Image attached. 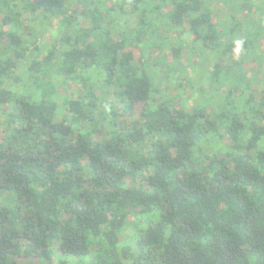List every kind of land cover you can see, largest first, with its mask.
I'll return each mask as SVG.
<instances>
[{
	"label": "trees",
	"instance_id": "trees-1",
	"mask_svg": "<svg viewBox=\"0 0 264 264\" xmlns=\"http://www.w3.org/2000/svg\"><path fill=\"white\" fill-rule=\"evenodd\" d=\"M177 29L201 93L225 89L191 111ZM262 45L264 0H0V264H264V78L241 70Z\"/></svg>",
	"mask_w": 264,
	"mask_h": 264
},
{
	"label": "rangeland",
	"instance_id": "rangeland-1",
	"mask_svg": "<svg viewBox=\"0 0 264 264\" xmlns=\"http://www.w3.org/2000/svg\"><path fill=\"white\" fill-rule=\"evenodd\" d=\"M253 5L254 4L246 5L243 9L245 11V13L249 14L250 17H248V20H251V21L254 20L253 16H255L258 13V12H256L255 6H253ZM219 8H221V5H218L216 3V10H217L218 14H220ZM234 12L237 13L236 10ZM136 16L137 15H135V14H130L129 11H126V13H124V14H122V11H119L116 14V17H114V19L111 22L112 26L115 25L117 27H120V25L117 24L118 20L119 19L123 20L124 18H127L128 24L126 26H128L129 28L133 27L134 24L131 23L132 22L131 18H134ZM239 17H241V15H239ZM51 28L54 29L55 34H59L58 32L60 30L58 29V31H57L55 29V28H59L55 19H48V20H46V22H43V21L40 22L39 21L36 23L35 29L37 30V33L39 34L41 41L48 42L50 40V34L48 32H51V30H52ZM163 36H165L166 39L163 41V44L161 45L162 48L167 49L171 45H176L179 43L183 44V48H182L183 51L182 52L187 54V58L189 57L192 61H194V65H193L194 67H192V68L188 67V64L186 63V65H187V71L186 72L188 73V75L185 78L177 77L175 79L177 82L182 83V91L180 89L173 91L174 97L172 100L171 107H186L188 111H191V108L193 106H195L197 104H201V101L203 100L205 94H211L214 97L213 100L218 99L219 97L225 96V94H223V91H225V89H220L218 91L216 90L213 92L203 90L205 94L201 93V81L208 80L209 76L206 75V72H204L205 62H202V65H201V54H200L199 44L194 43V42L191 43L189 40L190 36L186 31L177 29V30H175V32L169 31V32L165 33V35H163ZM261 48L263 49L264 46L263 45L260 46V50H261ZM135 50L136 51H135L134 58H135L136 63H138L137 56L141 55V54L137 51V48ZM158 52H159V49L151 48V49H147L142 55H144V58H151V57L154 58V57L158 56ZM161 52H164V51H161ZM257 54H260V52ZM261 59H262V57H261ZM260 60L256 61V59H255L253 61H247V62H245V64H247L246 67L244 66L241 69V70L245 71V75H244L245 80H247V78H250V81H251V75L256 74L257 79L255 81L251 82V89H252V91H254L253 94L255 96H258V93L262 88L261 79L264 78V61H262L261 63L258 64V62ZM157 64H158L159 68H161L162 67L161 64H163V62L161 60H158ZM210 65L212 67L211 63H210ZM161 70H159L156 73L154 68L152 69V71L154 72L153 73L154 78L156 77L157 79H159L160 75L162 74ZM246 70H247V72H246ZM209 81L212 82V80H209ZM156 85L160 88H163V86H165L163 84V82H161V81L158 82ZM209 86L210 85H205V87L207 89L209 88ZM208 113L210 115H212L214 113L212 111V108L209 109ZM120 118L126 124H129L132 120H134L135 116H133V115L121 116ZM102 132L103 131H101V133ZM199 145H200V149H202V151L208 152V151H212V150H218V146L221 147L222 143H221V141L217 140L215 137H210V138H207L205 141H201L199 143ZM220 155H222V154H220ZM4 201H6V200H4ZM129 215H130V218H129L130 222H127L125 225V232H124L125 234L123 233L124 236H128V232L126 230L132 231L134 225H136V224H134V219H133V216H131V213ZM131 219H133V220H131ZM123 239L127 240V238H123Z\"/></svg>",
	"mask_w": 264,
	"mask_h": 264
}]
</instances>
